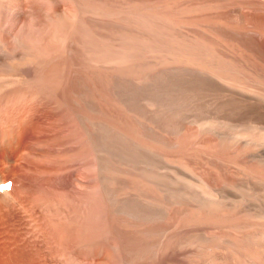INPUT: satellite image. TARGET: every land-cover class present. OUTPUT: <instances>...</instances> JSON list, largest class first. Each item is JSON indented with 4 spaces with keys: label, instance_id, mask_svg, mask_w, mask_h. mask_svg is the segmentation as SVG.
<instances>
[{
    "label": "rangeland",
    "instance_id": "1",
    "mask_svg": "<svg viewBox=\"0 0 264 264\" xmlns=\"http://www.w3.org/2000/svg\"><path fill=\"white\" fill-rule=\"evenodd\" d=\"M263 27L264 0H0V264H264L248 248V234L264 230V164L257 162L264 159V120L260 123L250 112L254 98H264V86L254 78L230 80L218 62L237 69L257 59L264 63ZM240 34L255 50L238 43ZM17 39L25 42L19 46ZM33 54L42 55L38 63ZM25 104L33 108L31 129L22 133L23 145L10 161L11 149L5 147L12 138L9 118ZM37 106L44 107L46 120H39ZM193 156L198 160L193 162ZM85 225L97 229L91 241L80 239ZM76 242L80 250L71 254Z\"/></svg>",
    "mask_w": 264,
    "mask_h": 264
},
{
    "label": "bare ground",
    "instance_id": "2",
    "mask_svg": "<svg viewBox=\"0 0 264 264\" xmlns=\"http://www.w3.org/2000/svg\"><path fill=\"white\" fill-rule=\"evenodd\" d=\"M161 2V1H160ZM160 5V4H159ZM123 6V5H122ZM173 6V5H172ZM146 7V6H145ZM158 7V6H157ZM156 7V8H157ZM120 8H122V7H120ZM170 8H172V7H170ZM177 8V7H176ZM124 8H122V10L120 11V12H122V11H124L123 10ZM126 9V8H125ZM155 9V8H154ZM153 9V10H154ZM160 8H158V10H159ZM166 9V8H165ZM164 9V10H165ZM169 9V8H168ZM168 9H166V10H168ZM129 10V9H128ZM163 10V9H162ZM162 10H161V12H162ZM175 10V9H174ZM135 11V10H134ZM156 11H157V9H156ZM155 11V12H156ZM173 11V10H172ZM180 11V10H179ZM128 11H126L125 13H127ZM130 12V11H129ZM154 12V11H153ZM152 12V13H153ZM154 12V14H156ZM125 13H123L124 15H125ZM149 13V12H148ZM151 13V12H150ZM158 13V12H157ZM165 13V12H164ZM164 13H162V14H164ZM168 13V12H167ZM128 14V13H127ZM131 14V16L133 15L132 13H130ZM160 14V13H159ZM247 14V13H246ZM141 15V14H140ZM151 15V14H150ZM150 15H147V16H150ZM161 15V14H160ZM165 15H166V13L164 14V17H165ZM168 15V14H167ZM179 15V14H178ZM129 16V18L131 17L130 15H128ZM146 16V17H147ZM152 16V15H151ZM157 16V15H156ZM163 16V15H162ZM251 16V15H250ZM259 16V15H258ZM144 17V16H143ZM157 17H159V16H157ZM157 17H155V18H157ZM163 17V18H164ZM167 17H169V16H166V18ZM172 17V16H171ZM134 19L135 18H139V16H135V17H133ZM133 18H131V20L133 19ZM154 20H155V18L154 17H152ZM160 18H162V17H160ZM141 19V18H140ZM171 19V18H170ZM144 20H145V17H144ZM144 20H141V21H143V22H145ZM149 20V19H148ZM157 20H159V21H162L161 19H157ZM166 20V19H165ZM258 20V19H257ZM263 20V19H262ZM138 21V23L140 22L139 20H137ZM168 21V20H167ZM146 22H147V18H146ZM153 22V20H151V24H153L152 23ZM158 22V21H157ZM166 22V21H165ZM137 23V22H136ZM149 23V25H150V22H148ZM160 23V22H159ZM163 23V22H162ZM168 23H171V22H168ZM168 23H165V24H168ZM141 24H145V23H142L141 22ZM141 24H139V25H141ZM158 24V23H157ZM156 24V25H157ZM164 24V23H163ZM165 24L164 25H162L161 24V26H165ZM173 25V24H172ZM148 27V25H145V26H143V27ZM154 26H155V23H154ZM150 27V26H149ZM172 27V26H171ZM27 28V27H26ZM165 29L164 27H161V29ZM170 28V27H169ZM169 28H167V29H169ZM264 28V27H263ZM40 29V28H39ZM146 29V28H145ZM148 29V28H147ZM171 29V28H170ZM140 30V29H139ZM151 30V29H150ZM152 30H153V28H152ZM166 30V29H165ZM173 30V29H172ZM179 30H183L182 28L181 29H179ZM142 31V30H141ZM154 31V30H153ZM168 31V30H167ZM241 31V30H240ZM24 32V31H23ZM145 32H146V30H145ZM155 32H157V30H156V28H155ZM160 32H161V30H160ZM163 32V31H162ZM165 32V31H164ZM169 32V31H168ZM224 32V31H223ZM29 33H30V31H29ZM148 33H151V31L149 32L148 31ZM158 33V32H157ZM181 33V32H180ZM180 33H177V35L178 34H180ZM207 33V32H206ZM31 34V33H30ZM189 34V33H188ZM242 34V33H241ZM238 35V38H236V40L238 41V43H240V44H242L244 47H246V48H248V49H251V50H255L254 48H256V47H254V45H253V43L251 42V40L249 41V40H247L243 35ZM9 35V34H8ZM13 35V34H12ZM28 35V34H27ZM32 35H35V34H32ZM32 35H29L30 37L32 36ZM39 35V34H38ZM41 35V34H40ZM45 35V34H44ZM44 35H42L43 37H44ZM128 35V34H127ZM133 35H135V34H133ZM150 35V34H149ZM162 35L164 36L165 34L164 33H162ZM162 35H161V37H162ZM168 35V34H167ZM172 35V34H171ZM174 35V34H173ZM193 35V34H192ZM1 36V35H0ZM17 36V35H16ZM26 36V35H25ZM129 36V35H128ZM188 36V35H187ZM190 36H191V34H190ZM194 36V35H193ZM5 37H7V36H5ZM10 37H11V35H10ZM22 37H24V35L22 36ZM127 37V36H126ZM173 37H175V36H173ZM183 37V36H182ZM203 37V36H202ZM30 39L29 37H26V39ZM32 38H34V37H31V40L30 41H34V40H32ZM36 38L37 39H39V36H37L36 35ZM46 38V37H45ZM76 38V37H75ZM88 39L87 40H89V36L87 37ZM92 38H93V36H92ZM105 38V37H104ZM112 38V37H111ZM114 38V37H113ZM118 38V37H117ZM140 38L142 39V37L140 36ZM171 38V37H170ZM201 38V37H200ZM207 38V37H206ZM209 38V37H208ZM207 38V39H208ZM218 38V37H217ZM16 39V38H15ZM23 39V38H22ZM22 39H19V40H22ZM85 39V38H84ZM83 39V41L82 42H86V40H84ZM125 39V38H124ZM131 39V38H130ZM138 39H139V37H138ZM137 39V40H138ZM140 39V40H141ZM146 40H147V38H145ZM145 39H142V40H144V41H146ZM177 38H175V39H173V40H176ZM180 40H178V42L179 41H182V43H183V40L186 42V40L185 39H183V40H181V38H179ZM193 39H195V37H193ZM192 39V40H193ZM230 39V38H229ZM262 41H264L262 38H260ZM18 40V39H17ZM18 40V43L19 42H22V44L25 42V40H22V41H19ZM46 40V39H45ZM93 40V39H92ZM100 40V39H99ZM108 40H110V39H108ZM135 40V39H134ZM133 40V41H134ZM141 40V41H142ZM149 40V39H148ZM168 40V39H167ZM190 40V39H189ZM210 40V39H209ZM220 40V39H219ZM221 40H222V38H221ZM260 40V41H261ZM4 41V40H3ZM12 41V40H11ZM29 40H27V42H28ZM90 41V40H89ZM95 41H96V39H95ZM111 41V40H110ZM116 41V40H115ZM133 41H131V42H133ZM191 41V40H190ZM231 41V40H230ZM2 42V41H1ZM48 42H49V40H48ZM97 42H98V40H97ZM96 42V43H97ZM100 42V41H99ZM116 42H118V41H116ZM121 42V41H120ZM123 42V41H122ZM121 42V43H122ZM124 42H126V41H124ZM128 42V41H127ZM137 42V41H136ZM139 42V41H138ZM148 42H151V41H148ZM148 42H145V44L147 43V44H150V43H148ZM177 42V43H178ZM197 42V41H196ZM204 42H205V40H204ZM215 42H217V41H215ZM220 42H222V41H220ZM229 42V41H228ZM234 42V41H233ZM233 42H231V44H233ZM3 43V42H2ZM31 43V42H30ZM29 43V44H30ZM33 43V42H32ZM35 43H36V41H35ZM86 43H88V42H86ZM90 43V42H89ZM101 43V42H100ZM104 43V42H103ZM119 43V42H118ZM175 43V42H174ZM198 43V42H197ZM212 43V42H211ZM219 43V42H218ZM218 43L216 44V45H218ZM261 43V42H260ZM5 44V43H4ZM3 44V45H4ZM28 43H26V45H27ZM48 44V43H47ZM47 44H45V45H47ZM52 44V43H51ZM83 44V43H82ZM85 44V43H84ZM91 44H93L92 42H91ZM105 44V43H104ZM179 44V43H178ZM185 43H183V45H184ZM192 44V43H191ZM190 44V45H191ZM240 44H238V45H240ZM13 45H14V43H13ZM13 45H10V47L12 48V46ZM25 44L23 45V46H26ZM35 45L36 44H33V46L31 45L30 47H32V48H30L29 46H28V48H30L29 50H31V49H33L34 47H35ZM44 45V44H43ZM86 45V44H85ZM88 45V44H87ZM94 45H95V43H94ZM124 44H122V46H123ZM137 45V44H136ZM136 45H135V47H136ZM156 45H160V44H156ZM186 45V44H185ZM203 45H204V43H203ZM1 46V45H0ZM8 44H7V46H5V47H7L8 48ZM19 46H20V43H19ZM17 47V48H20V47ZM22 46V47H23ZM103 46V45H102ZM106 46H109V44L107 45L106 44ZM118 46V45H117ZM127 46V45H126ZM125 46V47H126ZM134 46V45H133ZM149 46V45H148ZM155 46V44H154V41H153V47ZM187 46H188V44H187ZM192 46V45H191ZM198 46H199V44H198ZM202 46V45H201ZM233 46V45H232ZM263 47H264V45H262ZM2 47V46H1ZM43 47V46H42ZM93 47V46H92ZM104 47V46H103ZM120 46H118V48H119ZM140 47V46H139ZM144 47V46H143ZM143 47H142V49H143ZM147 47V46H146ZM151 47V46H150ZM161 47V46H160ZM172 47V46H171ZM170 47V48H171ZM194 47V46H193ZM207 47H208V45H207ZM211 47V46H210ZM214 47V46H213ZM222 47V46H221ZM239 47V46H238ZM244 47H242V48H244ZM257 47H258V45H257ZM3 48H4V46H3ZM26 48V47H25ZM95 48V47H94ZM107 48V47H106ZM117 48V49H118ZM123 49H126V48H124V47H122ZM137 48H138V45H137ZM137 48H136V51H137ZM176 48V47H175ZM189 48H191V47H189ZM200 48H202V47H200ZM217 48H220V47H217ZM230 48V47H229ZM232 48V47H231ZM8 49H10V48H8ZM44 49V48H43ZM46 49V48H45ZM48 49V48H47ZM87 49V48H86ZM90 49V48H89ZM119 49H121V48H119ZM123 49H121V50H123ZM149 49H152V48H149ZM155 49V48H154ZM193 49V48H192ZM197 49V48H196ZM221 49H224V48H221ZM245 49V48H244ZM11 50V49H10ZM26 51L28 50V49H25ZM90 50H92V49H90ZM94 50V49H93ZM98 50V49H97ZM109 50V49H108ZM106 51V52H109V51ZM129 49H127V51H128ZM131 50V49H130ZM139 50V49H138ZM141 50V49H140ZM143 50H145V49H143ZM156 50V49H155ZM202 50V49H201ZM208 50V49H207ZM212 50V49H211ZM211 50H208L209 52L211 51ZM9 51V50H8ZM14 51H15V49H14ZM19 51V50H18ZM18 51H17V53H18ZM33 51V50H32ZM89 51V50H88ZM87 51V52H88ZM111 51V50H110ZM116 51V50H115ZM127 51H125L126 53H127ZM174 51V50H173ZM181 51H183V50H181ZM245 51V50H244ZM6 52V51H5ZM9 52H11V51H9ZM35 52V51H34ZM41 52H43V50L42 51H40V53ZM48 52V51H47ZM49 52H51V50L49 51ZM56 52V51H55ZM124 52V53H125ZM131 51H129V53H130ZM135 52V51H134ZM137 52H139V51H137ZM141 52V51H140ZM154 52V51H153ZM184 52V51H183ZM16 53V52H15ZM20 53V52H19ZM27 53V52H26ZM32 53V52H31ZM46 53V52H45ZM51 53H53V52H51ZM99 53V52H98ZM112 53V52H111ZM117 53V52H116ZM121 53V52H120ZM119 53V54H120ZM151 53V52H150ZM190 53V52H189ZM193 53V52H192ZM201 53L202 52H200V55H201ZM216 53V52H215ZM214 52H213V54H215ZM219 53V52H218ZM255 53H256V51H255ZM255 53H253V54H255ZM8 54V53H7ZM10 54H14L13 53V51L10 53ZM25 54V53H24ZM43 55H44V53H42ZM119 54H117V56L119 55ZM123 54V53H122ZM131 54V53H130ZM147 54V53H146ZM151 54H154V53H151ZM194 54V53H193ZM217 54V53H216ZM18 55V54H17ZM34 55V57H32L33 59L35 58V60L38 58V60H40V58H41V56L42 55H40V58L39 57H35V54H33ZM46 55V54H45ZM44 55V56H45ZM51 55V54H50ZM93 55V54H92ZM107 55H108V53H107ZM124 55L125 54H123V57H124ZM132 55V54H131ZM136 55H137V53H136ZM139 55V54H138ZM149 57H151V55H149V53L147 54ZM157 55V54H156ZM182 55V54H181ZM217 55H219V54H217ZM258 55H259V53H258ZM264 55V54H263ZM25 56V55H24ZM27 56V55H26ZM31 56H32V54H31ZM119 56H121V54L119 55ZM144 56H146V55H143V57L141 58V59H143L144 58ZM154 56V55H153ZM184 56V55H183ZM198 55H196V57H197ZM251 56V55H250ZM7 57H9V59L10 58H13L12 56L10 57V55L9 56H7ZM15 57H16V55H14V59H15ZM21 57H23V56H21ZM20 57V58H21ZM30 57V56H29ZM51 57V56H50ZM106 58H107V56H105ZM125 57H126V55H125ZM127 57H129L128 56V54H127ZM126 57V58H127ZM131 57V56H130ZM139 57V56H138ZM166 57V56H165ZM252 57V56H251ZM254 57V56H253ZM45 58H46V56H45ZM110 58V57H109ZM112 58H116V57H112ZM111 58V59H112ZM148 58V57H147ZM147 58H145V60L147 61ZM156 58V57H155ZM162 58V57H161ZM192 58V57H191ZM201 58V57H200ZM19 59V58H18ZM42 59H43V57H42ZM117 59V58H116ZM121 59H124V58H121ZM133 59L135 60V58H134V56H133ZM137 59H140V58H137L136 57V60ZM140 59V60H141ZM149 60L148 61H150V58H148ZM207 59H209V58H207ZM214 59V58H213ZM250 59H252V58H250ZM5 60H6V58H5ZM8 60V59H7ZM13 59H11V61H12ZM45 60V59H44ZM126 60V59H125ZM131 60H132V58H131ZM131 60H130V58H129V61L131 62ZM152 60V59H151ZM166 60H167V58H166ZM191 61H192V59H190ZM253 60L254 59H252V60H248V61H251L250 63L252 64V62H253ZM8 61H10V60H8ZM8 61H7V63H8ZM37 61V60H36ZM105 61V60H104ZM110 61H112V60H110ZM113 61H115V60H113ZM118 61V60H117ZM127 61H128V59H127ZM145 61V62H146ZM154 61H158V60H154ZM169 61V60H168ZM201 61V60H200ZM255 61V60H254ZM46 62V61H45ZM45 62H44V65H45ZM106 62H107V60H106ZM109 62V61H108ZM119 62V61H118ZM133 62V61H132ZM137 62V61H136ZM196 62H198L197 61V59H196ZM219 62V66H221V68H220V70H221V73L225 76V77H227V78H229L230 80L231 79H233L234 81H238V82H242V81H245V80H247V79H249V78H254L256 81H258V84L260 83L261 85L260 86H264V63L263 62H261L260 60H258L257 59V61H256V63H254V64H252V65H249V64H247V62L245 63V65H243L241 68L242 69H237V68H234V67H229L228 65H226V64H223V63H220V61H218ZM2 63V62H1ZM6 63V64H7ZM35 63V62H34ZM37 63H38V61H37ZM37 63H35L36 65H37ZM95 63H97V62H95ZM135 63V62H134ZM148 63V62H147ZM156 63V62H155ZM198 63H200V62H198ZM206 63H208V62H206ZM237 63H239V62H237ZM10 64H11V62H10ZM184 64V63H183ZM201 64H202V61H201ZM204 65H207V64H205V63H203ZM12 65V64H11ZM40 65H41V63H40ZM115 65H117V64H115ZM242 65V64H241ZM27 65H25V67H26ZM31 66H33V64L31 65ZM118 66V65H117ZM211 66H213V65H209L208 64V66L207 67H210V68H212ZM42 67H43V65H42ZM42 67H40L41 68V70H40V72L42 71ZM186 67V66H185ZM246 67V68H245ZM39 68V69H40ZM133 68V67H132ZM141 68V67H140ZM145 68V67H144ZM156 68V67H155ZM205 68V67H204ZM214 68V67H213ZM215 68H217V67H215ZM219 68V67H218ZM248 68V71L247 70H245V69H247ZM27 69V68H26ZM29 69H30V67H29ZM28 69V71L30 72L31 70H29ZM38 69V67H37V70H39ZM249 69H250V71H249ZM33 70H36V67L33 69ZM36 70V71H37ZM138 70H140V69H138ZM142 70V69H141ZM145 70H147V69H145ZM152 70V69H151ZM219 70V69H218ZM45 71V70H44ZM150 71V70H149ZM162 71V70H161ZM160 71V72H161ZM143 72H144V70H143ZM31 73V72H30ZM37 73V72H36ZM149 73H151V72H149ZM163 73V72H162ZM170 73V72H169ZM25 74V73H24ZM23 74V75H24ZM38 74H39V72H38ZM41 74V73H40ZM146 74V73H145ZM218 74V73H217ZM27 75V74H26ZM31 75V74H30ZM151 75V74H150ZM154 75V74H153ZM33 76V75H32ZM149 76V75H148ZM164 76V75H163ZM24 77V76H23ZM31 76H29L28 78H30ZM43 77V76H42ZM143 77V76H142ZM152 77V76H151ZM158 77V76H157ZM11 78H12V76H11ZM41 78V77H40ZM39 78V79H40ZM25 79H26V77H25ZM45 79V78H44ZM145 79V78H144ZM155 79V78H154ZM184 79V78H183ZM226 79V78H225ZM228 79V80H229ZM147 80V79H146ZM156 80V79H155ZM158 80V79H157ZM156 80V81H157ZM175 80H177V82H178V79H175ZM12 81V80H11ZM14 81V80H13ZM40 81H42V80H40ZM160 81H161V79H160ZM198 81V80H197ZM248 81H250V80H248ZM6 82H8L7 80L5 81V83ZM42 82H44V81H42ZM139 82V81H138ZM150 82H153V80L152 81H150ZM158 82V81H157ZM162 82V81H161ZM168 82V81H167ZM166 82V83H167ZM176 82V83H177ZM183 82H185V80H183ZM201 82L202 81H200V84H201ZM228 82H230V81H228ZM232 82V81H231ZM230 82V83H231ZM237 82V84H241V83H238ZM252 82V81H251ZM45 83H46V81H45ZM140 83V82H139ZM147 83V82H146ZM185 83H187V81L185 82ZM198 83H199V81H198ZM204 83V82H203ZM235 84H236V82H234ZM250 83V82H249ZM255 83V82H254ZM43 84V83H42ZM153 84V83H152ZM194 84V83H193ZM223 84V83H222ZM263 84V85H262ZM124 85V84H123ZM149 85V84H148ZM158 85V84H157ZM179 85V84H178ZM186 85V84H185ZM204 86H205V84H203ZM249 85V84H248ZM44 86V85H43ZM150 86V85H149ZM162 86V85H161ZM183 86V85H182ZM210 86V85H209ZM226 86V85H225ZM251 86V85H250ZM4 87V86H3ZM7 87V86H6ZM157 87V86H156ZM184 87H186V86H184ZM211 87V86H210ZM217 87V86H216ZM254 87H258V86H254ZM41 88H42V85H41ZM40 88V89H41ZM147 88H149V87H147ZM168 87H166V89H167ZM202 88V87H201ZM205 88V87H204ZM222 88V87H221ZM261 88V87H260ZM259 87H258V91H259V89H260ZM262 88H264V87H262ZM153 89V88H152ZM188 89V88H187ZM216 89V88H215ZM255 89V88H254ZM154 90H155V87H154ZM184 90V89H183ZM186 90V89H185ZM185 90L183 91V92H185ZM192 90V89H191ZM203 90V89H202ZM42 91H43V89H42ZM156 91V90H155ZM176 91V90H175ZM174 91V92H175ZM195 91V90H194ZM193 91V92H194ZM209 91V90H208ZM217 91V90H216ZM231 91H233V90H231ZM264 91V90H263ZM44 92V91H43ZM161 92V91H160ZM159 92V93H160ZM177 92V91H176ZM179 92V91H178ZM187 92V91H186ZM196 92V91H195ZM173 93V92H172ZM181 91H180V96H182L181 95ZM188 93V92H187ZM186 93V94H187ZM198 93H200V92H198ZM207 93V92H206ZM212 93H214V92H212ZM217 93H218V91H217ZM222 93H224V92H222ZM227 93V92H226ZM231 93V92H230ZM145 94V93H144ZM153 94V93H152ZM176 94V93H175ZM189 94H190V92H189ZM197 93H195V95H196ZM151 95V94H150ZM149 95V96H150ZM174 95V94H173ZM172 95V96H173ZM178 95V94H177ZM198 95V94H197ZM62 96V95H61ZM74 96V95H73ZM131 96V95H130ZM154 96V95H153ZM153 96H152V99H153ZM156 96V95H155ZM171 96V97H172ZM222 97H223V95H221ZM221 96H219V97H221ZM235 96H237V95H235ZM174 97V96H173ZM239 97V96H238ZM240 97H242V96H240ZM250 97V96H249ZM148 98V97H147ZM176 98H178V96L176 97ZM175 98V99H176ZM189 98V97H188ZM196 98V97H195ZM237 98V97H236ZM149 99V98H148ZM174 99V98H173ZM179 99V98H178ZM181 99V98H180ZM207 99V98H206ZM216 99H218V98H216ZM220 99V98H219ZM227 99V98H226ZM229 100H227L228 102L230 101V98H228ZM250 99V98H249ZM253 99V98H252ZM261 99H264V98H254V100H253V102H252V106L250 105V104H246L245 103V101L243 102V104L242 105H245V107H246V105H250L251 106V108H250V112L252 113V115L254 116V118L253 119H255L256 118V120L258 119L259 120V122H260V120H264V100H261ZM194 100V99H193ZM222 100H224V99H222ZM241 100V99H240ZM32 101V100H31ZM122 101H123V99H122ZM225 101V100H224ZM239 101V100H238ZM238 101H236V102H238ZM161 102V101H160ZM186 102V101H185ZM188 102V101H187ZM206 102V101H205ZM219 102V101H218ZM227 102V103H228ZM240 102V101H239ZM123 103V102H122ZM220 103H222V102H220ZM241 103V102H240ZM245 103V104H244ZM170 104H172V103H170ZM230 104H232L231 102H230ZM235 104V103H234ZM220 105V104H219ZM125 106H127V105H125ZM156 106V105H155ZM183 106V105H182ZM232 106H233V104H232ZM38 107V106H37ZM195 107V106H194ZM226 107V106H225ZM228 107V106H227ZM244 107V106H243ZM132 108V107H131ZM170 108V107H169ZM197 108V107H196ZM201 108V107H200ZM221 108V107H220ZM235 108H239V107H236V104H235ZM242 108V107H241ZM246 108H248V107H246ZM33 108L31 107V106H29V105H24L23 107H21V108H17V109H15V111L12 113V115L10 116V118H9V124H8V127L7 128H9V131H8V134L10 135V136H12V138L11 139H9V140H7V142L5 143V147H6V149L8 150V149H11L10 151L12 152V153H10V155H8V156H6V159H8V160H10L11 161V159H12V157H13V154H14V152L15 151H17V150H19V149H21V147H22V145H23V132H30V129L31 128H29V124H30V122H31V120H32V115H31V110H32ZM127 109V108H126ZM210 109V108H209ZM224 109V108H223ZM36 110V113H37V116H38V118H39V120L41 119V120H43V119H45L46 118V111H45V109H44V107H38L37 109H35ZM133 110V109H132ZM239 110H241L240 108H239ZM236 111V110H235ZM243 111H245L244 109H243ZM248 111V110H247ZM131 112V111H130ZM133 112V111H132ZM190 112V111H189ZM238 112V111H237ZM240 112V111H239ZM249 112V111H248ZM248 112H246V113H248ZM170 113V112H169ZM177 113H178V111H177ZM218 113V112H217ZM233 113V112H232ZM235 113V112H234ZM180 114V113H179ZM199 114V113H198ZM212 114V113H211ZM133 115H135L134 113H133ZM182 115V114H181ZM185 115V114H184ZM213 115V114H212ZM222 115V114H221ZM236 115V114H235ZM237 115H239V114H237ZM249 115V114H248ZM247 115V117H250V116H248ZM85 116V115H84ZM136 116H137V114H136ZM187 116V115H186ZM210 116V115H209ZM232 116V115H231ZM231 116H229V117H231ZM252 116V117H253ZM83 117V116H82ZM183 117V116H182ZM192 117V116H191ZM247 117H244V118H247ZM139 118V117H138ZM172 118V117H171ZM184 118V117H183ZM186 118H189V117H186ZM209 118H211V117H209ZM237 118V117H236ZM215 119V118H214ZM232 119H234V118H232ZM241 119H242V117H241ZM249 119V118H248ZM38 120V119H37ZM40 120V121H41ZM46 120V119H45ZM131 120V119H130ZM129 120V121H130ZM178 120V119H177ZM206 120V119H205ZM134 121V120H133ZM219 121V120H218ZM222 121V120H221ZM228 121H229V119H228ZM230 121H232V120H230ZM240 121V120H239ZM238 121V122H239ZM244 121H246V120H243V122ZM45 122H47V121H45ZM98 122V121H97ZM171 122V121H170ZM187 122V121H186ZM39 123V122H38ZM42 123V122H41ZM96 123V122H95ZM136 123V122H135ZM198 123H200L199 121H198ZM241 123V122H240ZM261 123V122H260ZM98 124V123H97ZM102 124V123H101ZM129 124V123H128ZM127 124V125H128ZM141 124H142V122H141ZM178 124H180V123H178ZM222 124H223V122H222ZM246 124H251L252 125V123H247L246 122ZM96 125V124H95ZM190 125V124H189ZM205 125H206V123H205ZM234 125V124H233ZM256 125H258V124H256ZM261 125H264V124H261ZM33 126H34V124H33ZM36 126V125H35ZM42 126V125H41ZM130 126H131V124H130ZM135 126V125H134ZM193 126V125H192ZM216 126V125H215ZM219 126V125H218ZM32 127V126H31ZM40 127V126H39ZM43 127V126H42ZM94 127H96V126H94ZM129 127V126H128ZM132 127V126H131ZM144 127V126H143ZM194 127V126H193ZM196 127H197V125H196ZM198 127H199V125H198ZM200 127H201V125H200ZM258 128H259V126H257ZM99 128V127H98ZM102 128V127H101ZM100 128V129H101ZM183 128V127H182ZM184 128H186V126L184 127ZM202 128V127H201ZM231 129H232V127H230ZM237 128V127H236ZM134 129H135V127H134ZM139 129H141V128H139ZM181 129V128H180ZM194 129V128H193ZM216 129V128H215ZM238 129H240V128H238ZM245 129H247V128H245ZM89 130V129H88ZM161 130V129H160ZM183 130H186V131H188V129H183ZM191 130V129H190ZM189 130V131H190ZM214 130V129H213ZM212 130V131H213ZM219 130V129H218ZM255 130H257V129H255ZM141 131V130H140ZM146 131V130H145ZM204 131H205V129H204ZM220 131H224V130H220ZM234 131V130H233ZM241 131V130H240ZM248 131H252V130H248ZM43 132V131H42ZM91 132V131H90ZM135 132V131H134ZM146 132H149V131H146ZM185 132V131H184ZM183 132V133H184ZM193 132V131H192ZM197 132V131H196ZM198 132H200V131H198ZM226 132V131H225ZM260 132V131H259ZM92 133V132H91ZM112 133V132H111ZM136 133V132H135ZM142 133V132H141ZM188 133V132H187ZM253 133H256V132H253ZM6 133H4L3 134V137H4V135H5ZM198 134V133H197ZM221 134V133H220ZM234 134V133H233ZM28 135H30V134H28ZM137 135V134H136ZM143 135V134H142ZM162 135V134H161ZM215 135V134H214ZM227 135V134H226ZM229 135V134H228ZM237 135V134H236ZM248 134H246V136H247ZM84 136V135H83ZM86 136V135H85ZM89 136H91V135H89ZM211 136V135H210ZM238 136V135H237ZM248 136H250V135H248ZM261 136V138L264 140V133L263 134H261L260 135ZM8 137V136H7ZM87 137V136H86ZM86 137H83V138H86ZM91 137H93V136H91ZM90 137V138H91ZM152 137V136H151ZM209 137V136H208ZM227 137V136H226ZM95 138H96V136H95ZM141 138H142V136H141ZM168 138V137H167ZM228 138V137H227ZM233 138V137H232ZM240 138V137H239ZM254 138V137H253ZM38 139H40V138H38ZM145 139V138H144ZM160 139V138H159ZM210 139H211V137H210ZM80 140V139H79ZM82 140V139H81ZM95 140V139H94ZM148 140V139H147ZM162 140V139H161ZM96 141V140H95ZM156 141V140H155ZM210 141V140H209ZM211 141H214V140H211ZM226 141V140H225ZM225 141H223V142H225ZM261 141V140H260ZM109 142V141H108ZM186 142V141H185ZM246 142V141H245ZM42 143V142H41ZM105 143V142H104ZM162 143V142H161ZM171 143V142H170ZM174 143V142H173ZM42 145V144H41ZM41 145H39L40 147H41ZM131 145V144H130ZM160 145V144H159ZM164 145V144H163ZM236 145V144H235ZM262 145V144H261ZM2 146V145H1ZM43 146V145H42ZM107 146V145H106ZM248 146V145H247ZM44 147V146H43ZM43 147H41V149L43 148ZM98 147V146H97ZM96 147V148H97ZM226 147V146H225ZM250 147V146H249ZM261 147H263V146H261ZM130 148V147H129ZM132 148V147H131ZM187 148V147H186ZM44 149V148H43ZM42 149V150H43ZM236 149V148H235ZM174 150V149H173ZM225 150V149H224ZM230 149H228V151H229ZM256 150V149H255ZM227 151V152H228ZM98 152V151H97ZM128 152V151H127ZM137 152V151H136ZM221 152H223V151H221ZM226 152V153H227ZM232 152V151H231ZM230 152V153H231ZM235 152V151H234ZM250 152V151H249ZM260 152V151H259ZM107 153V152H106ZM131 153V152H130ZM229 153V152H228ZM241 153V152H240ZM99 153H97V155H98ZM232 154V153H231ZM234 154V153H233ZM263 154V153H262ZM131 155V154H130ZM134 155V154H133ZM222 155V154H221ZM251 155H253V154H251ZM15 156V155H14ZM102 156V155H101ZM135 156V155H134ZM196 156V155H195ZM199 156H200V153H199ZM224 156V155H223ZM227 156H228V154H227ZM229 156H231V155H229ZM229 156H228V158H229ZM242 156V155H241ZM261 156V155H260ZM129 157V156H128ZM201 157H203V156H200V158ZM257 157V156H256ZM15 158V157H14ZM99 158V157H98ZM134 158V157H133ZM138 158V157H137ZM197 158V157H196ZM194 159V156H193V162H195L194 160H198V159ZM199 158V157H198ZM199 158V159H200ZM220 158V157H219ZM238 158V157H237ZM259 158V157H258ZM235 159V158H234ZM99 160V159H98ZM135 160H137V159H135ZM152 160V159H151ZM206 160V159H205ZM212 160V159H211ZM218 160V159H217ZM227 160V159H226ZM111 161V160H110ZM109 161V162H110ZM133 161V160H132ZM200 161V160H199ZM204 161V160H203ZM213 161H215V160H213ZM219 161H221V160H219ZM239 161V160H238ZM107 162V161H106ZM191 162V161H190ZM211 162V161H210ZM237 162V161H236ZM259 164H261V163H263L264 164V159L262 160V159H260L259 158V160L257 161ZM101 163V162H100ZM155 163V162H154ZM220 163V162H219ZM232 163V162H231ZM138 164V163H137ZM217 164H218V162H217ZM42 165V164H41ZM143 165V164H142ZM229 165V164H228ZM236 165V164H235ZM110 166V165H109ZM153 166V165H152ZM208 166V165H207ZM210 166V165H209ZM221 166V165H220ZM220 166H218V167H220ZM225 166V165H224ZM231 166V165H230ZM254 166V165H253ZM103 168L105 167V166H102ZM127 167V166H126ZM212 167V166H211ZM210 167V168H211ZM261 167H263V166H261ZM40 168H41V166H40ZM134 168V167H133ZM202 168V167H201ZM209 168V169H210ZM231 168V167H230ZM101 169V168H100ZM213 169V168H212ZM226 170L228 169V168H225ZM232 169V168H231ZM41 170V169H40ZM204 170V169H203ZM211 170V169H210ZM220 170V169H219ZM234 170V169H233ZM43 171V170H42ZM144 171V170H143ZM201 171V170H200ZM217 171V170H216ZM221 171H223V170H221ZM249 171V170H248ZM262 171V170H261ZM210 172V171H209ZM213 172H215V171H213ZM101 173V172H100ZM103 173V172H102ZM108 173V172H107ZM126 173V172H125ZM157 173V172H156ZM167 173V172H166ZM200 173V172H199ZM205 173V172H204ZM226 173V172H225ZM115 174V173H114ZM149 174V173H148ZM217 174V173H216ZM222 174H224V173H222ZM252 174H254V173H252ZM146 175V174H145ZM156 175V174H155ZM201 175V174H200ZM200 175H198V176H200ZM203 175V174H202ZM210 175V174H209ZM239 175V174H238ZM142 176V175H141ZM144 176V175H143ZM165 176V175H164ZM245 176V175H244ZM159 177H161V176H159ZM218 177V176H217ZM240 177H241V175H240ZM246 177V176H245ZM262 177V176H261ZM201 178H203V176L201 177ZM210 178H211V175H210ZM216 178V177H215ZM215 178H213V179H215ZM105 179V178H104ZM163 179H164V177H163ZM206 179V178H205ZM217 179V178H216ZM227 179V178H226ZM262 179V178H261ZM110 180H113V179H110ZM154 180V179H153ZM159 180V179H158ZM210 180V179H209ZM208 180V181H209ZM218 180H220V179H218ZM233 180V179H232ZM250 180V179H249ZM166 181V180H165ZM212 181V180H211ZM224 181H225V179H224ZM112 182V181H111ZM115 182V181H114ZM149 182V181H148ZM161 182H163V181H161ZM216 182H217V180H216ZM216 182L214 181V185L216 184ZM237 182V181H236ZM235 182V183H236ZM244 182V181H243ZM247 182V181H246ZM251 182H253V181H251ZM110 183V182H109ZM158 183H160V182H158ZM189 183V182H188ZM199 183V182H198ZM201 183H202V180H201ZM204 183V182H203ZM208 183H210V182H208ZM196 184V183H195ZM213 184V183H212ZM212 184H210V185H212ZM238 184V183H237ZM207 185V184H206ZM153 186V185H152ZM196 186V185H195ZM199 186L201 187V185L199 184ZM245 186V185H244ZM203 187V186H202ZM204 187H205V185H204ZM210 187H212V186H210ZM230 187V186H229ZM237 187V186H236ZM1 188H4V187H1ZM114 188V187H113ZM163 188V187H162ZM197 188V187H196ZM246 188H247V186H246ZM249 188V187H248ZM251 188V187H250ZM249 188V189H250ZM190 189V188H189ZM201 189V188H200ZM219 189V188H218ZM217 189V190H218ZM260 189H261V187H260ZM113 190V189H112ZM194 190H196V189H194ZM198 190V189H197ZM196 190V191H197ZM208 190H210V188L208 189ZM242 190V189H241ZM4 191H5V189H4ZM117 191V190H116ZM156 191V190H155ZM179 191V190H178ZM182 191V190H181ZM187 191V190H186ZM195 191V192H196ZM201 191V190H200ZM216 191V190H215ZM219 192H221L220 191V189L218 190ZM239 191V190H238ZM251 191H253V190H251ZM264 191V190H263ZM180 192V191H179ZM208 192H212V191H208ZM258 192V191H257ZM148 193V192H147ZM157 193V192H156ZM176 193H177V191H176ZM182 193V192H181ZM202 193V192H201ZM238 193V192H237ZM241 193V192H240ZM242 193H244V192H242ZM241 193V194H242ZM253 193V192H252ZM178 194V193H177ZM196 194H197V192H196ZM206 194H208V193H206ZM209 194H211V193H209ZM224 194H226L225 192H224ZM233 194V193H232ZM109 195H110V192H109ZM129 195V194H128ZM217 195V194H216ZM234 195V194H233ZM264 195V194H263ZM119 196V195H118ZM184 196V195H183ZM121 197V196H120ZM119 197V198H120ZM133 197V196H132ZM148 197V196H147ZM195 197V196H194ZM222 197V196H221ZM224 197H226V196H224ZM230 197H232L231 195H230ZM236 197V196H235ZM253 197V196H252ZM174 198V197H173ZM193 198V197H192ZM208 198V197H207ZM241 198V197H240ZM116 199V198H115ZM153 199V198H152ZM156 199H157V197H156ZM172 199V198H171ZM179 199V198H178ZM194 199V198H193ZM221 199V198H220ZM219 199V200H220ZM235 199V198H234ZM246 199H248V198H246ZM112 200V199H111ZM167 200V199H166ZM169 200V199H168ZM223 200V199H222ZM226 200H227V198H226ZM225 200V201H226ZM228 200H230V199H228ZM227 200V203L228 202H230V201H228ZM119 201V200H118ZM122 201V200H121ZM120 201V202H121ZM149 201H150V199H149ZM157 201V200H156ZM177 201V200H176ZM180 201V200H179ZM183 201V200H182ZM218 200H216V202H217ZM237 201V200H236ZM235 201V202H236ZM253 201V200H252ZM112 202V201H111ZM115 202V201H114ZM133 202V201H132ZM145 202H146V200H145ZM154 202V201H153ZM172 202V201H171ZM184 202V201H183ZM233 202V201H232ZM238 202V201H237ZM247 202V201H246ZM117 203V202H116ZM158 203V202H157ZM156 203V204H157ZM179 203V202H178ZM195 203H196V201H195ZM203 203V202H202ZM211 203V202H210ZM253 203H255V202H253ZM252 203V204H253ZM136 204V203H135ZM166 204V203H165ZM175 204V203H174ZM187 204V203H186ZM198 204V203H197ZM219 204V203H218ZM221 204H222V202H221ZM238 204V203H237ZM248 204V203H247ZM106 205V204H105ZM115 205V204H114ZM121 205H122V202H121ZM130 205V204H129ZM152 205H153V203H152ZM173 205V204H172ZM171 205V206H172ZM177 205V204H176ZM207 205V204H206ZM117 206V205H116ZM149 206H150V204H149ZM166 206V205H165ZM175 206V205H174ZM202 206H203V204H202ZM201 206V207H202ZM228 206V205H227ZM252 206V205H251ZM107 207V206H106ZM136 207V206H135ZM155 207V206H154ZM162 207V206H161ZM180 207V206H179ZM200 207V206H199ZM229 207V206H228ZM123 208H125V206L123 207ZM158 208V207H157ZM178 208V207H177ZM220 208V207H219ZM154 209V208H153ZM167 209V208H166ZM202 209H204V206H203V208ZM202 209H201V211L200 212H202ZM216 209V208H215ZM247 209V208H246ZM263 209V208H262ZM131 210H132V208H131ZM131 210L129 211V209H128V212H131ZM173 210V209H172ZM256 210V209H255ZM137 211H138V209H137ZM222 211V210H221ZM103 212H104V210H103ZM124 212V211H123ZM147 212H148V210H147ZM194 212H196L195 211V208H194ZM111 213H112V210L110 209V208H107L106 209V215H107V217H110V215H111ZM118 211H117V215H118ZM134 213H135V211H134ZM152 213V212H151ZM170 213V212H169ZM260 213H261V210H260ZM122 214V213H121ZM121 214H119L118 216H121ZM249 214H250V212H249ZM249 214H248V216H249ZM264 214V213H263ZM117 215H115V216H117ZM123 215V214H122ZM154 215V214H153ZM169 215V214H168ZM201 215V214H200ZM218 216H219V213L217 214ZM222 215V214H221ZM262 215V214H261ZM260 215V216H261ZM84 216V215H83ZM156 216V215H155ZM155 216H154V218H155ZM215 216V215H214ZM213 216V217H214ZM66 217V216H65ZM67 217H69L68 215H67ZM122 217V216H121ZM263 217V216H262ZM85 218V217H84ZM118 218V217H117ZM148 218V217H147ZM152 218H153V216H152ZM153 218V219H154ZM72 219V218H71ZM98 219V218H97ZM104 219V218H103ZM211 219V218H210ZM209 219V220H210ZM213 219H215V217L213 218ZM261 219V218H260ZM67 220V219H66ZM82 220H83V218H82ZM93 220H96V218L95 219H93ZM136 220V219H135ZM155 220V219H154ZM246 220H249V219H246ZM74 221V220H73ZM77 221V220H76ZM76 221H75V223H76ZM119 221H121V218H120V220ZM133 221V220H132ZM153 221V220H152ZM212 221H214V220H212ZM227 220H225V222H226ZM251 221V220H250ZM61 222V221H60ZM222 222H224V221H222ZM236 222V221H235ZM240 222V221H239ZM238 222V224H240ZM252 222V221H251ZM56 223H57V221H56ZM63 223H66V221L64 220L63 221ZM63 223H61L62 225H63ZM74 223V224H75ZM90 223H92V222H90ZM95 224L96 223H98V220H97V222H94ZM106 223V222H105ZM109 223V222H108ZM151 223V222H150ZM149 223V224H150ZM153 223V222H152ZM61 224H59V225H61ZM74 224L72 225V228H73V226H74ZM103 224V223H102ZM114 224V223H113ZM216 224H217V222H216ZM104 225V224H103ZM248 225H249V223H248ZM64 226V225H63ZM66 226V225H65ZM71 226V225H70ZM214 226V225H213ZM94 227H95V225H94ZM101 227V226H100ZM107 227V226H106ZM149 227V226H148ZM253 227H254V225H253ZM146 228H147V226H146ZM216 228V227H215ZM248 228H250L249 226L247 227V229ZM100 229V228H99ZM105 229V228H104ZM120 229V228H119ZM64 230V229H63ZM69 230V229H68ZM121 230V229H120ZM212 230V229H211ZM240 230H242V229H240ZM244 230V229H243ZM263 230V229H262ZM70 231V230H69ZM68 231V232H69ZM124 231V230H123ZM149 231V230H148ZM217 231V230H216ZM236 231V230H235ZM257 231H259V230H257ZM65 232H66V230H65ZM74 232V231H73ZM79 232V231H78ZM101 233H102V231H100ZM181 232H182V230H181ZM210 232H212V231H210ZM213 232H215V231H213ZM76 233V232H75ZM80 233V239L81 240H92L93 238H94V236L95 237H97L96 236V234H97V229L96 228H93L92 226L90 227V226H88V225H85V226H83V229L81 230V232H79ZM118 233V232H117ZM150 233V232H149ZM231 233H232V231H231ZM78 234V233H77ZM200 235V234H199ZM232 235H233V233H232ZM248 235H250V239H251V242H249L248 243V248L253 252V253H255V256H257V257H259V258H261L260 260H262L263 262H264V230L263 231H261V232H259V233H256V232H252V233H249ZM72 236H74V234H72ZM98 236H100V234H98ZM134 236V235H133ZM246 236V235H245ZM75 237H77V235H75ZM75 237H73L74 239H75ZM124 237V236H123ZM237 237V236H236ZM248 237V236H247ZM143 238V237H142ZM192 238V237H191ZM73 239V241H74V243H75V241L77 240V239H75L74 240ZM120 239V238H119ZM189 239V238H188ZM196 239V238H195ZM186 240V239H185ZM219 240V239H218ZM227 240V239H226ZM225 240V241H226ZM198 241V240H197ZM71 242V241H70ZM78 242V241H77ZM77 242H76V244H72L73 245V247H72V251H71V254H77ZM81 242V241H80ZM83 242V241H82ZM123 242V241H122ZM187 242V241H186ZM204 242V241H203ZM202 242V243H203ZM201 243V244H202ZM230 243V242H229ZM238 242H236V244H237ZM88 244V243H87ZM184 244V243H183ZM79 245H81V243L79 244ZM200 245V244H199ZM212 245H214V244H212ZM235 245V244H234ZM245 245V244H244ZM69 246V245H68ZM190 246V245H189ZM228 246V245H227ZM233 246V245H232ZM243 246V245H242ZM80 248V247H79ZM182 248H183V246H182ZM209 248H210V246H209ZM155 249H156V247H155ZM198 249V248H197ZM63 250V249H62ZM80 249H78V251H79ZM188 250V249H187ZM199 250H201L200 248H199ZM64 251H65V249H64ZM64 251H63V253H64ZM70 251V250H69ZM153 251V250H152ZM167 252V251H166ZM192 252H194V250L192 251ZM80 253V252H79ZM70 254V255H71ZM193 255V254H192ZM191 255V256H192ZM195 255V254H194ZM197 255H198V253H197ZM65 256H67V254H65ZM177 256V255H176ZM219 256V255H218ZM245 256V255H244ZM253 256V255H252ZM70 257V256H69ZM69 257H67V259L69 258ZM115 257V256H114ZM125 257H126V254H125ZM220 257H221V255H220ZM228 257H230V256H228ZM251 257V256H250ZM81 257H79V259H80ZM84 258H86V257H84ZM103 258V257H102ZM210 258V257H209ZM109 259V258H108ZM114 259V258H113ZM123 259L125 260V258L123 257ZM220 259V258H219ZM63 260V259H62ZM69 260V259H68ZM115 260H117V259H115ZM221 260L223 261V259L221 258ZM60 261V260H59ZM106 261V260H105ZM108 261V260H107ZM127 261H129V259H127ZM201 261V260H200ZM221 261V262H222ZM258 262H260V261H258ZM30 263V262H29ZM118 263V262H117ZM93 264V263H92ZM105 264H107V263H105ZM125 264H126V262H125ZM195 264V263H194ZM240 264H243L242 262L240 263Z\"/></svg>",
    "mask_w": 264,
    "mask_h": 264
},
{
    "label": "snow or ice",
    "instance_id": "3",
    "mask_svg": "<svg viewBox=\"0 0 264 264\" xmlns=\"http://www.w3.org/2000/svg\"><path fill=\"white\" fill-rule=\"evenodd\" d=\"M5 187H7V186H5Z\"/></svg>",
    "mask_w": 264,
    "mask_h": 264
}]
</instances>
